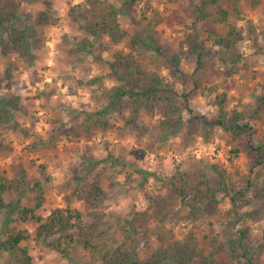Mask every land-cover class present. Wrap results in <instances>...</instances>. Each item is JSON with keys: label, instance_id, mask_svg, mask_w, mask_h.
<instances>
[{"label": "rangeland", "instance_id": "374dc122", "mask_svg": "<svg viewBox=\"0 0 264 264\" xmlns=\"http://www.w3.org/2000/svg\"><path fill=\"white\" fill-rule=\"evenodd\" d=\"M85 1L14 0L21 21H30L35 37L30 40L32 57H23L12 45L5 52L0 47V100L9 111L2 112L0 106V169L11 179L24 175L30 183L21 196L8 197L16 209L0 221V249L10 234L24 232L28 238L21 246L33 257L32 264H72L51 247L53 240L36 244L35 224L23 221L18 213L34 209L42 199L35 213L44 218L68 206L81 212L87 224L102 216L101 230H108L111 242L120 226L128 229L133 221L143 259L182 243L212 256L214 264H242L240 251L234 249L243 244L254 264H264V151L258 155L251 149L264 145V37L252 35L247 23L251 21L256 35L262 34L264 0L257 6L241 0L246 19L230 18L245 35L237 48L243 59L235 66L211 34L215 30L225 35L228 29L226 23H216L225 0H162L148 11L139 4L120 17L128 33L123 43L112 45L100 37L83 53L75 46L88 37L68 13ZM110 1L120 6L119 0ZM201 7L212 14L209 19L201 17L197 10ZM42 12L55 23L41 26L37 16ZM158 17L163 23L156 24ZM150 20L153 37L165 49L177 52L188 38L198 37L203 64L185 45L181 72L174 73L163 63L152 66L154 53L138 49L132 41ZM119 53L133 54L135 73L144 58L148 72L162 77L176 92L171 96L183 122L178 133L167 135L169 122L177 117L165 114L169 105L164 97L141 107L137 116L131 99L117 103L115 110L107 108L103 93L119 84L111 69ZM216 93L230 97L229 114H247L251 131L241 140L232 142L230 133L207 124L218 112L213 104ZM51 137H57L55 148L30 150L33 141ZM139 170L156 178L143 180ZM222 171L228 190L245 194L236 208L226 191L217 190ZM176 174L190 186L186 196L172 188L169 180ZM38 182L41 193L34 190ZM95 184L103 190L98 201L89 193ZM213 187L217 192L209 199ZM71 256L75 264H104L100 256L76 246ZM13 258L3 249L0 264H14ZM192 264H201V259Z\"/></svg>", "mask_w": 264, "mask_h": 264}, {"label": "trees", "instance_id": "16d2710c", "mask_svg": "<svg viewBox=\"0 0 264 264\" xmlns=\"http://www.w3.org/2000/svg\"><path fill=\"white\" fill-rule=\"evenodd\" d=\"M120 6L116 5L110 0H86L84 4L73 6L68 13L69 18L83 31L88 38L77 43L75 49L79 52H88L94 45V40L97 38H108L110 44L119 45L125 41L128 36L127 31L120 23V17L128 15L129 11L138 6L145 4L146 11L152 9L154 3H160L162 0H119ZM218 1V0H217ZM225 8L220 7L216 15V23H226L228 29L225 35H221L215 30L211 31L214 37V43L222 47L224 52L229 55V61L232 65H238L243 59L238 51L240 41L244 39V30L238 28L237 24L231 22L230 18L234 17L236 21L245 20V14L241 9V0H225ZM261 0H252L253 6L259 5ZM206 5V4H204ZM200 11L201 17L205 20L212 16L205 8H197ZM197 10L195 13H197ZM20 6L14 0H0V47L5 52L9 46L12 45L14 51H17L23 57H32L30 40L35 37V31L31 29L30 21H21L19 16ZM158 15V12H155ZM146 18V15H145ZM37 22L42 26L52 25L55 20L47 12H42L37 16ZM163 23L162 18L158 17L156 24ZM249 32L259 37H264L262 34L256 35V30L252 26L251 21H248ZM144 29V33H138L132 38V41L138 49L142 47L154 53L155 59L149 62L152 66L163 63L174 73L181 72L182 58L187 53L184 52V46L190 45L191 55L196 58L199 65L203 64V50L199 47L198 37L195 41L188 38L185 43L181 44L180 49L175 52L172 49H165L157 43V39L153 37L152 20H150ZM210 33V32H209ZM261 35V36H260ZM89 38H92L90 40ZM10 39V40H9ZM9 41V42H8ZM223 52V54H224ZM5 54V53H4ZM115 64L111 65L112 77L117 80L118 85L113 86L110 90L103 93V98L108 104L107 108L115 110L116 104L124 99H131L136 105L134 115L137 116V111L143 107L152 104L156 99H162L167 103L168 109L165 114H169L176 120L169 122V132L167 135L178 133L182 126V118L178 116L179 107L176 104V99L171 94L176 93L170 85H167L162 77L148 72L147 64L144 58H140V65L136 69V73L132 69V64L135 61L133 54L124 55L119 53L115 57ZM163 62H161V61ZM227 63V60L224 59ZM231 74L235 73L233 68L229 69ZM9 73V72H8ZM177 97V95H176ZM188 100V96H185ZM230 97L227 93H216L213 104L217 107V115L212 121H207V124L213 127H218L230 133L232 142L241 140L243 136L251 131V126L248 122L247 114L245 112L233 111L228 112V103ZM264 102V96L261 99ZM6 102L0 100L2 112L9 113L4 108ZM147 104V105H146ZM261 107V105H260ZM171 111V112H170ZM190 113L192 110H190ZM103 114V113H102ZM101 114V115H102ZM256 111L254 115H257ZM174 121V122H173ZM166 135V136H167ZM57 137H51L47 140L33 141L30 145L31 151H37L41 148L53 149L56 147ZM254 153L261 155L264 151V145L251 148ZM237 153V152H235ZM143 180L147 177L156 174L143 172ZM44 179L47 180L44 171L41 173ZM221 182L218 191H226L227 196L230 197L231 204L236 208L238 199L241 201L245 198L243 191H236L234 188L228 190L229 185L226 181V173L222 171L220 174ZM159 179V178H157ZM172 188L183 196H186L190 191V186L182 174H176L170 178ZM30 182L27 178L17 177L11 179L5 170L0 169V221L3 220L4 215L8 214L10 209H16L13 200L8 201V197H15L22 195ZM20 185L22 187L20 188ZM34 190L42 192V184L35 183ZM216 188L209 189L212 199L217 192ZM93 200L98 201L103 193L99 184H95L89 191ZM17 197V196H16ZM42 199L38 202L34 209L23 208L19 209L18 213L21 215L23 221H31L35 224V235L33 241L36 244H44L48 240H53L51 247L59 252L61 256L67 259L72 264H75L72 254L74 246L80 247L81 250L90 253L93 256H100L104 264H192L196 259H201V264H214L213 257L205 255L196 246L191 244L183 245L178 243L172 245L168 250L159 249L152 252L146 259H143L138 251L137 246V226L131 221L130 227L126 229L120 226L118 234H112V242L109 239V232L101 230L104 225L103 217L99 216L96 222L87 224L84 221L83 214L78 210L68 206L67 208L56 209L52 211L50 216L44 218L35 213L37 209L42 207ZM161 211V207L157 205ZM28 237L24 232L10 234L2 248L14 256V264H32L33 257L30 255L27 248L21 244ZM0 249V256L2 250ZM240 251L241 257L244 259L242 264H254L250 252L243 244H238L234 251Z\"/></svg>", "mask_w": 264, "mask_h": 264}]
</instances>
